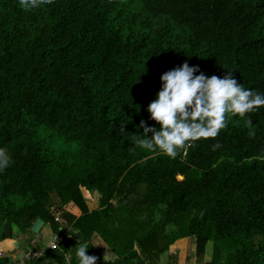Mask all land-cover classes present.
<instances>
[{
  "label": "trees",
  "instance_id": "1",
  "mask_svg": "<svg viewBox=\"0 0 264 264\" xmlns=\"http://www.w3.org/2000/svg\"><path fill=\"white\" fill-rule=\"evenodd\" d=\"M184 62L264 92V0H0V147L13 160L0 173V241L41 219L62 238L26 264H79L81 243L97 255L95 235L115 255L98 264H158L185 238L196 264H264V107L228 113L217 137L175 158L134 142L141 120L158 127L146 109L160 76Z\"/></svg>",
  "mask_w": 264,
  "mask_h": 264
},
{
  "label": "clouds",
  "instance_id": "2",
  "mask_svg": "<svg viewBox=\"0 0 264 264\" xmlns=\"http://www.w3.org/2000/svg\"><path fill=\"white\" fill-rule=\"evenodd\" d=\"M24 9L50 5L54 0H19ZM228 70V69H227ZM199 73V74H195ZM161 88L147 106L149 118L158 127L140 121L143 137L134 136V142L149 151H161L175 158L178 150L198 139L215 138L228 126L227 114L245 117L264 107V92L245 88L227 71L223 77L207 76L198 66L187 62L160 76ZM251 124V120H248ZM149 133L151 136L149 137ZM217 142L213 150L220 148ZM13 163L5 147H0V173ZM87 243H81L76 252L79 264H96L97 257L88 255Z\"/></svg>",
  "mask_w": 264,
  "mask_h": 264
},
{
  "label": "rangeland",
  "instance_id": "3",
  "mask_svg": "<svg viewBox=\"0 0 264 264\" xmlns=\"http://www.w3.org/2000/svg\"><path fill=\"white\" fill-rule=\"evenodd\" d=\"M178 179H182V176H178ZM81 193H82L83 200L85 201L89 211H93L95 209L97 210L98 209V203H97V200L95 199V197H96L95 193L91 192L89 190H86L85 188H81ZM54 209H52V210H54ZM67 211L76 215V216H79L81 214L80 210L71 203L67 207ZM54 215L57 219H59V222H62L60 213L55 212ZM160 217H161V213L157 212L154 215V220L157 221V220H159ZM140 219L146 220V217L143 216ZM68 231H73V230L69 229ZM39 232L38 233H33V232L32 233H26V234H24V236L29 237L30 240L37 239V240H47L48 242L52 241V237L54 234H53L51 227L48 223L47 224L44 223L42 229L39 230ZM165 232L167 235L172 236L177 232V229L175 226L170 225L166 228ZM15 235H16V233H15ZM21 235L22 234L20 232H18V236H21ZM92 241L96 246H97L96 243H98L97 247H99V245H101V244L105 245L107 247V245L104 244L102 242V240H100V237L98 235H95L93 237ZM29 248H30V246L27 245L26 249H29ZM31 250H33V248ZM135 252L137 254H140V251H139V249H137V247L135 248ZM175 254H178V258L177 257L174 258ZM212 254H213V244L210 242L206 246V252H205L204 260L210 261L212 259ZM107 255L103 257L101 255L99 256V254H98L97 257L101 258L105 262H108L110 260H115L114 255H112L111 253H109ZM196 260H197V256H196L195 243L193 240H191L189 238H185V239L176 241L170 247L169 252H165V253L160 254L158 264H196Z\"/></svg>",
  "mask_w": 264,
  "mask_h": 264
},
{
  "label": "crops",
  "instance_id": "4",
  "mask_svg": "<svg viewBox=\"0 0 264 264\" xmlns=\"http://www.w3.org/2000/svg\"><path fill=\"white\" fill-rule=\"evenodd\" d=\"M18 232L19 231L15 232L16 235L14 236V238H8V239H4V240L0 241V245H3V247L0 248V260L6 259V264H26L25 262L27 260H33V258L38 259V257L32 258L31 256H28L29 251L31 252L34 250H39V249L45 248L46 246L49 245V242L47 240H37V239L30 240V238L27 236H24V234H22L23 236L22 235L18 236ZM68 236L70 238H72L70 235H68ZM11 242L13 243L12 245H10ZM92 244H93L94 248L97 250V255L99 254V256L101 255L103 257L109 253L114 255L113 252L108 248V246L106 247L105 245L101 244V245H99V247H97L98 243H96L97 244V246H96L93 243V241H92ZM27 245L30 246L29 249H26ZM32 248H33V250H31ZM97 255H96V257H97ZM114 259H115V255H114ZM48 260H50V258H46L44 264H49ZM66 261H67V263H69L68 258H66ZM110 261H113V260H110ZM96 264H98V262H96Z\"/></svg>",
  "mask_w": 264,
  "mask_h": 264
},
{
  "label": "built area",
  "instance_id": "5",
  "mask_svg": "<svg viewBox=\"0 0 264 264\" xmlns=\"http://www.w3.org/2000/svg\"><path fill=\"white\" fill-rule=\"evenodd\" d=\"M61 236L54 234L52 237V241L49 242V245L46 246L45 248L39 249V250H34L32 252L28 253V256L33 257H39L41 256L44 252H46L48 249H55L58 245V243L61 241Z\"/></svg>",
  "mask_w": 264,
  "mask_h": 264
},
{
  "label": "water",
  "instance_id": "6",
  "mask_svg": "<svg viewBox=\"0 0 264 264\" xmlns=\"http://www.w3.org/2000/svg\"><path fill=\"white\" fill-rule=\"evenodd\" d=\"M43 225H44V221L41 220V219H37V220L35 221V223L33 224V226L31 227L32 232H34V233H38L39 230L43 227ZM134 254H135V250L131 251V252L128 254V256L131 257V256L134 255Z\"/></svg>",
  "mask_w": 264,
  "mask_h": 264
}]
</instances>
